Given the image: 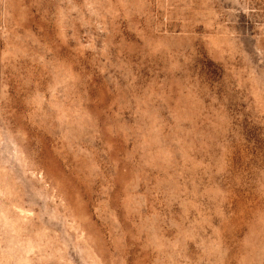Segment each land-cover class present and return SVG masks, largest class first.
I'll return each instance as SVG.
<instances>
[{
  "label": "clouds",
  "instance_id": "obj_1",
  "mask_svg": "<svg viewBox=\"0 0 264 264\" xmlns=\"http://www.w3.org/2000/svg\"><path fill=\"white\" fill-rule=\"evenodd\" d=\"M0 264H264V0H0Z\"/></svg>",
  "mask_w": 264,
  "mask_h": 264
}]
</instances>
